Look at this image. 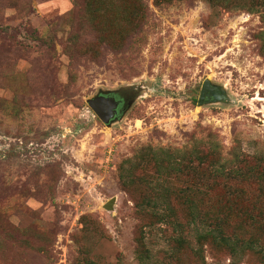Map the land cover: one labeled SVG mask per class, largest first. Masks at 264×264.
I'll return each instance as SVG.
<instances>
[{
    "label": "rangeland",
    "instance_id": "obj_1",
    "mask_svg": "<svg viewBox=\"0 0 264 264\" xmlns=\"http://www.w3.org/2000/svg\"><path fill=\"white\" fill-rule=\"evenodd\" d=\"M146 1L150 21L136 49L78 62L72 79L65 18L80 15L82 3L0 0V210L20 197L30 213L9 217L0 229V264H73L83 215L99 220L108 236L93 243L94 261L136 264L137 220L117 166L144 147L214 142L225 158L236 147L264 154L259 15L204 0ZM205 81L223 89L219 101L198 103ZM127 87L137 98L122 120L104 124L89 99ZM17 227L43 234L45 242L25 247L29 238Z\"/></svg>",
    "mask_w": 264,
    "mask_h": 264
},
{
    "label": "trees",
    "instance_id": "obj_2",
    "mask_svg": "<svg viewBox=\"0 0 264 264\" xmlns=\"http://www.w3.org/2000/svg\"><path fill=\"white\" fill-rule=\"evenodd\" d=\"M73 1L76 8L82 3V10L65 18L69 25L63 48L72 79L78 62H98L105 53L124 57L136 49L150 21L146 0ZM176 1L182 0H153L156 6ZM204 1L225 11L258 14L264 23V0ZM258 39L264 51V30ZM36 40L44 42L43 37ZM117 180L137 220L136 264H209L207 256L210 264H264L263 153L236 147L225 158L214 142H198L185 150L144 147L117 166ZM8 204L0 210V229L9 217L30 214L20 197ZM80 222L73 264H98L90 257L92 245L108 236L96 218L83 215ZM16 232L30 239L23 242L25 247L31 241L45 242L43 234L29 227H17ZM2 244L0 239V249ZM39 252L49 250L41 247Z\"/></svg>",
    "mask_w": 264,
    "mask_h": 264
},
{
    "label": "flooded vegetation",
    "instance_id": "obj_3",
    "mask_svg": "<svg viewBox=\"0 0 264 264\" xmlns=\"http://www.w3.org/2000/svg\"><path fill=\"white\" fill-rule=\"evenodd\" d=\"M211 86V88L215 90V86ZM215 93V96H213L210 92H208L202 99V104L219 101L222 98L223 92L221 91V93ZM97 96H104L105 98H108L109 100H112L116 103V108H114V110H112L111 112L109 123L106 124L109 126H112L118 121L122 120L126 112L130 109L131 105L133 104V101L137 98L136 96H134V90H129L128 87L120 91L108 90L106 92H100Z\"/></svg>",
    "mask_w": 264,
    "mask_h": 264
},
{
    "label": "water",
    "instance_id": "obj_4",
    "mask_svg": "<svg viewBox=\"0 0 264 264\" xmlns=\"http://www.w3.org/2000/svg\"><path fill=\"white\" fill-rule=\"evenodd\" d=\"M211 87L212 86L209 81H205L202 84L198 99L199 104H202V99L208 92H210L213 96H215L216 94L215 92L218 93H221V91L223 92V89L218 86H215V90L212 89ZM88 106L104 124H108L111 112L112 110H114V108H116V103L113 102L112 100H109L108 98H105L104 96H96L93 97L92 99H89ZM114 201H115L114 199L109 200L104 205V208L107 210L113 209Z\"/></svg>",
    "mask_w": 264,
    "mask_h": 264
}]
</instances>
